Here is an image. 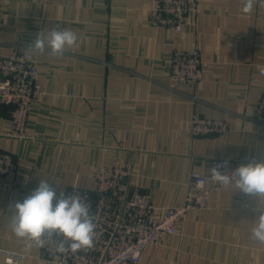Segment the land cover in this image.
<instances>
[{
  "label": "crops",
  "instance_id": "crops-1",
  "mask_svg": "<svg viewBox=\"0 0 264 264\" xmlns=\"http://www.w3.org/2000/svg\"><path fill=\"white\" fill-rule=\"evenodd\" d=\"M245 2L202 0L197 26L176 32L151 24L149 0H0L2 51L28 50L54 28L78 37L62 55L36 53L43 94L31 103L28 138L7 135L10 108L0 105V150L16 163L12 182L0 178V250L51 264L11 228L12 206L40 180L65 194L75 182L90 187L99 166L131 164L133 185L163 210L184 201L207 159L264 160V122L253 118L264 89V4L245 14ZM194 48L202 80L172 86V54ZM194 113L223 119L230 131L190 138ZM257 209L264 196L222 186L139 264H264V243L252 235Z\"/></svg>",
  "mask_w": 264,
  "mask_h": 264
},
{
  "label": "built area",
  "instance_id": "built-area-1",
  "mask_svg": "<svg viewBox=\"0 0 264 264\" xmlns=\"http://www.w3.org/2000/svg\"><path fill=\"white\" fill-rule=\"evenodd\" d=\"M202 0H149V21L156 27L183 32L198 23ZM31 56V59H29ZM172 86H195L202 80V59L198 49L176 50L170 60ZM43 94L39 82L36 53L28 50H0V105L10 108L12 138H28L27 121L33 100ZM253 118L264 122V89L253 105ZM230 131L227 121L206 118L198 113L191 116L188 133L190 138L224 135ZM228 161L230 172L242 164L256 161L254 157L228 160H206L207 171L191 174L192 190L178 206L160 210L152 203L150 194L133 185L131 164L116 162L99 166L93 174L90 187L75 182L65 195L86 197L90 215L96 225L93 245L77 251L57 252L62 235L51 239L44 236L43 246L37 247V257L51 264H139L144 251L162 244L166 235L176 233V224L192 210L204 209L213 194L222 186L210 179L211 168ZM16 177V163L11 153L0 150V178L12 182ZM68 244H65L67 247ZM5 264H23L24 254L0 250Z\"/></svg>",
  "mask_w": 264,
  "mask_h": 264
},
{
  "label": "clouds",
  "instance_id": "clouds-1",
  "mask_svg": "<svg viewBox=\"0 0 264 264\" xmlns=\"http://www.w3.org/2000/svg\"><path fill=\"white\" fill-rule=\"evenodd\" d=\"M257 2L264 4V0H246L242 11L245 14L251 13ZM77 41L75 32L54 28L46 35H37L28 51L35 54L48 50L50 55L58 56L66 48L76 45ZM261 71L264 72V68ZM227 166L228 161L214 165L210 179L224 187L234 182L238 191L253 198L264 196V160L250 161L230 172L222 173L220 169ZM257 210L260 215L252 229V235L254 239L264 243V210ZM10 219L15 236L32 241L37 247L44 245V236L51 239L54 235L64 237L57 245V252L77 251L93 245L96 225L90 215L86 197L65 195L58 191L56 185L46 180H40L29 196L12 206Z\"/></svg>",
  "mask_w": 264,
  "mask_h": 264
}]
</instances>
